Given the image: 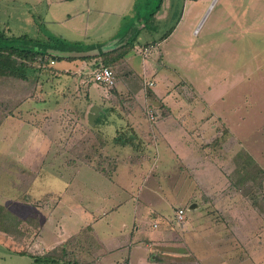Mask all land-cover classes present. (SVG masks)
I'll use <instances>...</instances> for the list:
<instances>
[{"label":"rangeland","instance_id":"1","mask_svg":"<svg viewBox=\"0 0 264 264\" xmlns=\"http://www.w3.org/2000/svg\"><path fill=\"white\" fill-rule=\"evenodd\" d=\"M173 1L174 13L161 23L159 36L137 39L142 44L171 35L160 40L164 80L154 89L151 80L142 84L145 97L165 90L161 110L150 107L152 99L132 109L135 92L128 93L94 105L99 117L90 124L92 108L83 99L65 104L75 85L67 87L70 79L51 68L35 64L29 81L0 78V204L26 220L30 239L46 222L45 237L54 229L81 238L93 218L96 227L110 219L126 225V235L136 221L135 240L169 223L180 231L168 239L180 251L178 264H264V184L248 181L241 191L233 184L240 152L264 171V0ZM47 7V0H0V31L40 42L63 39L69 24L51 23ZM65 12L59 10V19ZM118 70L120 87H137V76L127 79V69ZM130 110L136 112L128 117ZM133 119L134 127L155 130L135 133L128 128ZM120 126L125 128L115 133ZM121 136L125 143L118 145L114 137ZM193 204L192 226H179L174 212L181 208L187 222ZM190 232L196 234L188 240ZM114 233L109 228L108 236ZM2 237L0 264H26L29 258Z\"/></svg>","mask_w":264,"mask_h":264},{"label":"crops","instance_id":"2","mask_svg":"<svg viewBox=\"0 0 264 264\" xmlns=\"http://www.w3.org/2000/svg\"><path fill=\"white\" fill-rule=\"evenodd\" d=\"M186 1L192 2V0ZM47 3L48 14L50 13V10L52 12L50 18L51 23L57 21L69 24L68 26L65 25L66 34L62 36L63 40L68 43H76L81 48V51L77 53L62 54L59 52H52L53 56L62 58L61 61H53L54 64L50 66L53 74L61 75V77L70 79L67 81V87L68 85H75V96L67 94L69 96L64 98L63 101L65 104L75 103V101L71 102L74 98L78 101L83 99L86 103V109H90L96 105H109V103L106 102L104 104L103 100H109L110 98L111 102L118 101L119 99L124 100L128 98L124 97L127 96L128 93L130 94L135 92L134 98L136 100V105L135 102H133L132 109L138 108L141 110L142 104L143 106L145 104L149 105V100L152 99L153 103L150 107L155 110H159L160 100L164 103V99L168 98L163 95L165 90L161 91V93L153 90L157 87L158 83L165 78L163 57L160 50L163 42L161 43V38H159L158 40H148L147 42H143L141 44L137 39L142 33H144V38L147 36L150 37L149 35L151 33H155V35L159 36V27L162 25L161 23L169 20L171 15L174 13L175 9L173 0H155L154 2L152 0H147L143 4H141V0H47ZM149 4H151V6H149ZM60 9H62V11H66L62 19H59ZM192 9L193 7L191 6L187 7L188 11ZM177 26L178 24L174 30L179 29ZM73 35H77L78 38H70L73 37ZM153 42L154 44L151 46H146L147 44H151ZM131 43L133 44V52L125 56L120 65L116 66L117 70L114 72H119V67L120 69H127L125 72L126 76L124 77L130 79L133 76H137V87L131 86V88L127 90L126 87H120L121 84L117 81V79L116 87L112 92V96L109 99L104 98L103 94L100 93V88L92 83L90 76L93 69L96 66L101 65L99 54L118 50ZM142 47H149V55L146 59L142 58L137 53ZM69 57H88L90 60H68L67 58ZM116 77L117 76H115V78ZM149 80L154 82V86L152 87L153 93L151 92V97H145V91H143L144 89L142 84ZM96 91L100 94L96 93ZM143 100L144 102H142ZM98 101L99 103L96 104ZM177 104L178 109L182 107L180 102ZM112 111L116 110L114 109ZM168 111H170V109H168ZM135 112L136 111L134 110H130L127 116H133ZM134 122L137 124V120L133 119L130 122L133 126L128 128L142 136L152 130H155L152 127H150L151 130L149 127H134L136 126ZM124 128L125 127L120 126L115 133L121 132ZM156 130L161 129L156 127ZM164 131L167 133L169 130L167 131L164 129ZM165 137H168V134L163 137L164 140H166ZM167 145L170 146V143ZM170 148L172 149L171 146ZM57 198L58 199L53 201L54 205L51 212H53L59 204V197ZM47 203L50 204V202ZM72 207L70 208V212H81V206L78 208V211ZM113 210L116 212L119 208L114 207ZM192 211H194V209L189 208L190 217H187L188 221L185 222V218L182 223L178 224L179 226L183 223H185L184 228L192 226L193 223L191 217H193L194 214ZM175 213L176 211L174 212V216ZM47 221H49V219H47ZM98 222V219L93 218V224L91 223L92 225H89V234L86 237L82 234V239L79 235L76 240L74 239V244L72 243L71 246L69 245V250L74 255V258L79 260L80 264H178L180 251L177 253L176 245L174 243H168V239L172 238L174 240L175 237L178 238L180 231H176L178 229H175L172 225H169V223H165V226H163L164 228L161 229V231H158V234L155 235L153 231L148 234L144 232V234H141V236L135 240L133 234L134 230L139 233L140 229L139 227H136V221L133 222V227L131 231L127 233L128 235L124 233L127 229L126 225H117L112 221V219H110L107 222H100L99 226L96 227ZM91 226L92 228L93 226L96 227L98 229L97 232L101 231L105 236L100 238L98 233H95L94 228L93 233L91 234ZM153 227L155 229L157 228L155 226ZM47 228L48 222L37 228L38 232L34 233L32 236V244L30 246H26V254H19L23 248L21 246L18 247L12 238L6 237L3 234L1 235L5 241H9L10 244L16 247L15 253L29 258V260L26 261V264H36L27 254H31L32 256H42L48 252L56 251L58 246L74 237L63 236L62 232L54 233L56 232L54 229V232L51 231V235H53L51 238L47 236L45 237L44 235L45 232H47ZM109 228H114L115 233L110 235L112 237L108 241L107 237H110L108 236ZM58 234L60 237L58 236L55 238ZM194 234L196 233H188V240H191ZM126 236H129V239L125 238ZM78 238L81 240L78 241ZM124 238L125 240H123ZM105 239L108 242L107 246H104L103 241ZM155 247L157 248L155 249ZM152 251H156L157 253H151ZM114 254H118L119 257L114 259Z\"/></svg>","mask_w":264,"mask_h":264},{"label":"trees","instance_id":"3","mask_svg":"<svg viewBox=\"0 0 264 264\" xmlns=\"http://www.w3.org/2000/svg\"><path fill=\"white\" fill-rule=\"evenodd\" d=\"M169 34L161 37V40L166 39ZM147 44L146 46H151ZM80 46L76 43H68L61 38L49 37L47 41L40 42L35 39H30L27 36L18 38L5 37L4 33L0 31V78H7L12 80L29 81V77L35 72L34 65L39 64L42 67L51 68L50 61H61V57L53 56L52 52L77 53L80 52ZM133 52V44H127L118 50L107 53H100V63L102 66L115 70L116 66L120 65L122 60ZM68 60H85L88 57H69ZM114 73V72H113ZM115 76V74H114ZM116 79V78H115ZM159 109H161L159 107ZM116 144L125 143L121 137H114ZM122 145V144H121ZM236 164L235 176L237 179L233 184L241 191V186H244L248 181H253L258 187L264 184V171L257 166L254 159L245 152L238 153L234 159ZM26 220L20 219L12 213L6 206L0 204V234L12 238V240L23 248L19 254H26V246L32 244L30 233L25 231L23 226ZM79 236V235H77ZM32 237V235H31ZM76 239L72 237L66 242L58 246L56 251L48 252L42 256H32L27 254L36 264H80L79 260L74 258V255L69 250L72 241ZM21 240V241H20Z\"/></svg>","mask_w":264,"mask_h":264},{"label":"built area","instance_id":"4","mask_svg":"<svg viewBox=\"0 0 264 264\" xmlns=\"http://www.w3.org/2000/svg\"><path fill=\"white\" fill-rule=\"evenodd\" d=\"M142 58L146 59L149 55V47H142L137 52ZM50 64L53 65L54 62L50 61ZM92 82L100 88L104 98L109 99L112 96V92L116 85V79L113 71L110 68L104 67L102 65L96 66L93 71L90 73ZM148 88L152 87V83H147ZM151 118L153 116L151 115ZM175 220L178 223H182L184 218V211L178 209L175 213Z\"/></svg>","mask_w":264,"mask_h":264},{"label":"water","instance_id":"5","mask_svg":"<svg viewBox=\"0 0 264 264\" xmlns=\"http://www.w3.org/2000/svg\"><path fill=\"white\" fill-rule=\"evenodd\" d=\"M98 109L96 107H93L91 110V113L89 114V123L92 124L94 123V120L96 119V117L98 116ZM196 208V205L193 204L190 209H194Z\"/></svg>","mask_w":264,"mask_h":264}]
</instances>
